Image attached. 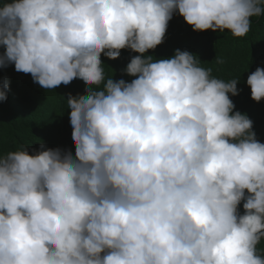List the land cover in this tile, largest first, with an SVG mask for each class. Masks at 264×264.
Listing matches in <instances>:
<instances>
[{
    "label": "clouds",
    "instance_id": "obj_1",
    "mask_svg": "<svg viewBox=\"0 0 264 264\" xmlns=\"http://www.w3.org/2000/svg\"><path fill=\"white\" fill-rule=\"evenodd\" d=\"M177 10L194 31L244 37L264 0L0 7V67L14 64L45 89L88 85L66 100L75 158L43 145L0 157V264H264V143L249 116L233 112L238 80L213 77L187 51L144 55ZM124 48L142 54L125 69L137 77L130 83L102 67L101 53L117 59ZM247 84L264 99V68ZM9 90L5 80L0 101Z\"/></svg>",
    "mask_w": 264,
    "mask_h": 264
},
{
    "label": "trees",
    "instance_id": "obj_2",
    "mask_svg": "<svg viewBox=\"0 0 264 264\" xmlns=\"http://www.w3.org/2000/svg\"><path fill=\"white\" fill-rule=\"evenodd\" d=\"M10 2L12 0H0V7ZM177 49L194 54L201 67L211 69L213 77L226 82L238 80L239 94L229 93L235 105L233 112L246 113L253 122L256 139L264 143V99L259 102L252 99L251 87L247 84L251 73L258 67L264 68V16L252 17L247 35L235 37L227 29L194 31L177 10L168 22L162 43L144 55L171 58ZM4 52L5 46L0 45V55ZM138 55L142 54L130 48L121 49L117 59L101 53L105 77L130 83L137 77L128 75L125 69ZM5 80L10 90L7 100L0 101V157L20 146H25L30 155H36L43 145V150L59 148L65 153L70 151L75 158L71 109L67 108L66 100L70 96L85 95L88 85L74 78L67 85L62 83L55 89H45L34 82L30 73L17 72L14 64L0 67V85ZM245 202L246 199L238 205V215L245 214ZM257 252L264 255V239L257 245Z\"/></svg>",
    "mask_w": 264,
    "mask_h": 264
}]
</instances>
